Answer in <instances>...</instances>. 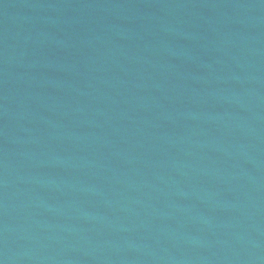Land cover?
<instances>
[{
    "label": "water",
    "instance_id": "1",
    "mask_svg": "<svg viewBox=\"0 0 264 264\" xmlns=\"http://www.w3.org/2000/svg\"><path fill=\"white\" fill-rule=\"evenodd\" d=\"M0 264H264V0H0Z\"/></svg>",
    "mask_w": 264,
    "mask_h": 264
}]
</instances>
